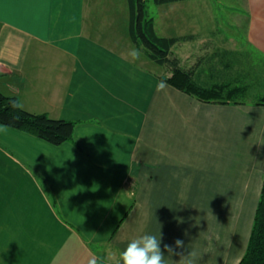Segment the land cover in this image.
<instances>
[{
	"label": "crops",
	"instance_id": "crops-1",
	"mask_svg": "<svg viewBox=\"0 0 264 264\" xmlns=\"http://www.w3.org/2000/svg\"><path fill=\"white\" fill-rule=\"evenodd\" d=\"M192 13L165 30L191 35L173 48L201 39L177 56L234 57L225 83L245 87V102L200 101L133 59L127 0H0V90L75 122L59 145L0 124V264H121L131 238L159 232L199 264L238 263L264 175V0H245L240 28Z\"/></svg>",
	"mask_w": 264,
	"mask_h": 264
},
{
	"label": "trees",
	"instance_id": "trees-1",
	"mask_svg": "<svg viewBox=\"0 0 264 264\" xmlns=\"http://www.w3.org/2000/svg\"><path fill=\"white\" fill-rule=\"evenodd\" d=\"M146 1L127 0V32L130 40L148 59L170 72V75L161 77L165 82L204 102L242 103L248 100L245 87L225 83L233 71L232 67L236 65L234 57L201 58L194 67L182 64L181 59L173 52V45L191 38V35L157 34L154 17L148 14ZM152 1L159 5L180 0ZM252 68L250 66L249 70L253 71ZM14 100L18 101L17 96L7 95L0 90V124L33 134L52 145L72 141L74 121L53 118L46 113H32L23 108H13ZM256 103H262L261 98L257 99ZM237 264H264V175L247 246Z\"/></svg>",
	"mask_w": 264,
	"mask_h": 264
},
{
	"label": "rangeland",
	"instance_id": "rangeland-1",
	"mask_svg": "<svg viewBox=\"0 0 264 264\" xmlns=\"http://www.w3.org/2000/svg\"><path fill=\"white\" fill-rule=\"evenodd\" d=\"M241 8H243V9L245 8V0H180V1H176V2L159 4V5H156L152 0L146 1L147 12L149 15L154 17L155 30H156L157 34L162 35V36L163 35L164 36L172 35L171 34L172 32L170 33V32L165 31V30H174L176 32V30L182 29L188 23H190L191 22V19H190L191 15H189V14H191L192 12H196L197 17H193L194 21L196 22V25H199V26L202 25L200 23V20L202 21L203 18L206 16L205 13H207L210 10L213 12L220 13V14L222 13L223 16H226V19L223 18V20H222L223 22H221V19H219V17L216 16V20L218 21V23L220 25H224L225 24L224 20H227L228 21L226 23L227 26L230 27V26L237 25V27H235V28H240L241 27L240 21L236 24L235 20L239 19L238 18V15H239L238 12H239V10H241ZM168 11H172V13H169ZM192 14L195 15V13H192ZM124 22H126V19ZM173 22L174 23L176 22L175 27L173 26ZM229 33H232L229 35H234L233 34L234 32H229ZM229 37H231V36H229ZM200 41H201V39L195 40L194 42L190 41V42H186L184 44H180L178 46H175V48H173V52L176 55H179L181 57V59L186 61L188 59V57L190 56V54L193 53L192 51L196 50L195 47L198 45V42H200ZM243 43H244L243 40L237 39L233 43L229 42L228 45L241 47ZM243 46H245V43L243 44ZM139 52L143 55V52L140 49H139ZM261 66H262V68L264 67V60L261 61ZM155 68L161 72L164 69L163 67H155ZM167 72H168V70L165 69L164 73H167ZM248 147L250 148L251 146H248ZM252 149L253 150H255V149L259 150V147L256 148V145H254L251 148V152H252ZM255 159L257 160V155H256ZM235 196L236 197H234V198H236L237 200L235 201L236 203H234V206L236 207L238 204L239 198H241V196H242V193L241 194H235ZM228 197L229 198L232 197V194L228 195ZM51 201L54 202V200H51ZM231 205L232 204L229 203V206H231ZM232 213H234L233 209H232ZM71 240H73V239H71L69 237V241H71ZM6 241H4V244L9 245L10 243H7ZM88 244L91 246L94 245L92 243H87V246H88ZM11 245H12V243H11ZM36 248H37V251L42 250L41 244L36 243ZM4 249H5V251L10 250V248H4ZM6 260L8 261V259H6ZM31 261L34 262V260H32V259H31ZM41 261H42V259H40L38 262H41Z\"/></svg>",
	"mask_w": 264,
	"mask_h": 264
},
{
	"label": "clouds",
	"instance_id": "clouds-1",
	"mask_svg": "<svg viewBox=\"0 0 264 264\" xmlns=\"http://www.w3.org/2000/svg\"><path fill=\"white\" fill-rule=\"evenodd\" d=\"M133 59H138L140 52L132 50L130 53ZM13 108H22L23 105L19 101H12ZM162 234L144 233L142 235L131 238L126 248L120 253L121 264H199L202 256L195 249L187 252H177V249L184 248V241L177 239L174 246L167 244L162 248ZM179 256V260H173L174 256ZM88 264H97V259L93 258Z\"/></svg>",
	"mask_w": 264,
	"mask_h": 264
}]
</instances>
